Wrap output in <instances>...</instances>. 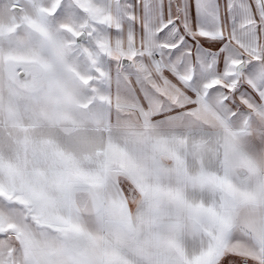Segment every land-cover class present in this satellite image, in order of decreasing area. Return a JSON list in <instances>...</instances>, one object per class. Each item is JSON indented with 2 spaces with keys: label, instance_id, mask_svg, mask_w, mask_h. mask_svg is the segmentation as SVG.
Segmentation results:
<instances>
[{
  "label": "snow or ice",
  "instance_id": "6c2138e0",
  "mask_svg": "<svg viewBox=\"0 0 264 264\" xmlns=\"http://www.w3.org/2000/svg\"><path fill=\"white\" fill-rule=\"evenodd\" d=\"M0 264H264V0H0Z\"/></svg>",
  "mask_w": 264,
  "mask_h": 264
}]
</instances>
